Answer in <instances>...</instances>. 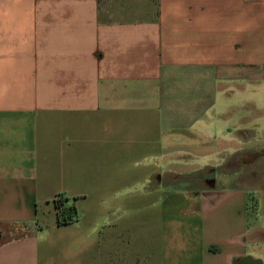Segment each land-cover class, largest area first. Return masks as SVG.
<instances>
[{
  "label": "crops",
  "instance_id": "1",
  "mask_svg": "<svg viewBox=\"0 0 264 264\" xmlns=\"http://www.w3.org/2000/svg\"><path fill=\"white\" fill-rule=\"evenodd\" d=\"M262 161L264 0H0V264H264Z\"/></svg>",
  "mask_w": 264,
  "mask_h": 264
},
{
  "label": "rangeland",
  "instance_id": "2",
  "mask_svg": "<svg viewBox=\"0 0 264 264\" xmlns=\"http://www.w3.org/2000/svg\"><path fill=\"white\" fill-rule=\"evenodd\" d=\"M262 168L261 171H262V174H264V161L261 162L259 168ZM245 178H246V184L248 186H250V188H255V189H259L261 191H259L260 193V196L263 197L264 195V192H262L264 190V175L263 176H257V177H254V170H253V167L249 166V167H246L245 169ZM257 186V187H256ZM258 186H261V187H258ZM253 194V193H252ZM254 195V194H253ZM252 205H251V209L253 211L255 205L253 204L254 203V199L252 198ZM254 205V206H253ZM17 237L16 235L14 236H9L8 238H15Z\"/></svg>",
  "mask_w": 264,
  "mask_h": 264
},
{
  "label": "trees",
  "instance_id": "3",
  "mask_svg": "<svg viewBox=\"0 0 264 264\" xmlns=\"http://www.w3.org/2000/svg\"><path fill=\"white\" fill-rule=\"evenodd\" d=\"M64 201L61 199L56 201L57 218L59 225H66L76 220L75 208H64ZM62 209L61 213H58V209Z\"/></svg>",
  "mask_w": 264,
  "mask_h": 264
},
{
  "label": "built area",
  "instance_id": "4",
  "mask_svg": "<svg viewBox=\"0 0 264 264\" xmlns=\"http://www.w3.org/2000/svg\"><path fill=\"white\" fill-rule=\"evenodd\" d=\"M59 200H61V198H58V199H57V201H59ZM61 210H62V209L59 208V209H58V213H61Z\"/></svg>",
  "mask_w": 264,
  "mask_h": 264
}]
</instances>
